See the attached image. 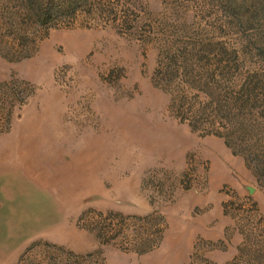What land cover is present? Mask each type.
Wrapping results in <instances>:
<instances>
[{
    "label": "rangeland",
    "instance_id": "1",
    "mask_svg": "<svg viewBox=\"0 0 264 264\" xmlns=\"http://www.w3.org/2000/svg\"><path fill=\"white\" fill-rule=\"evenodd\" d=\"M0 264H264V0H0Z\"/></svg>",
    "mask_w": 264,
    "mask_h": 264
}]
</instances>
